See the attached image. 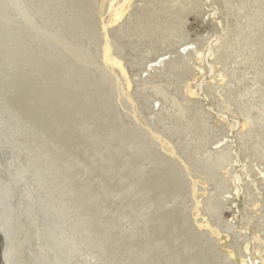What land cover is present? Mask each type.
I'll list each match as a JSON object with an SVG mask.
<instances>
[{
	"label": "bare ground",
	"instance_id": "bare-ground-1",
	"mask_svg": "<svg viewBox=\"0 0 264 264\" xmlns=\"http://www.w3.org/2000/svg\"><path fill=\"white\" fill-rule=\"evenodd\" d=\"M105 1L111 18L102 24L105 31L102 61L124 72L119 59V54L124 53L114 40L111 43L107 25L122 19L130 0ZM199 1L204 0H146L145 5L133 10L127 19L125 17L118 24L116 30L119 31L115 36L122 35L124 39L151 37L152 46L154 42L158 43L159 51L146 62L142 70L146 72L147 82L151 79L154 81L150 84L162 101L169 102L164 113L159 114L162 131L166 133L168 130L172 135L178 131L179 144L186 149V153L180 151L178 156L175 142L171 148L168 147L171 155L185 163V173L194 184V190L212 187L211 198H206L204 202L207 214L211 212L220 219L221 210L229 201L230 208L236 211L229 218L231 222H237L240 216L242 220L252 223L254 232L249 233L241 253L243 258L238 264H264V212L251 215L253 210L264 209V193L259 188V183L264 186V0H206L218 4L219 12L220 7L223 8V20L215 16L216 27L220 30L215 37L209 40L205 38L206 53L210 57L205 65L199 64L200 60L204 61L205 50L192 46L194 40H184V18L191 12L198 15ZM102 4L99 2L96 6L101 7ZM54 28L62 29L64 35L54 34ZM127 30L138 31V34L127 36ZM23 32L29 37V45L32 48L34 43L40 48L42 46L45 54L47 48L42 44L46 40L42 37L52 40L51 45L48 43L50 52L52 49L58 50L60 56L62 49L57 47L63 45L67 60L57 61L63 67L69 61L72 62L70 67L79 61L96 62L86 45L70 44L71 39L76 38L75 34H80L79 31L75 30L73 35L62 24L53 25L40 16L38 18V12L24 0H0V42L6 33L16 35ZM84 38L95 41L96 35L87 27ZM173 38L178 40L179 50L176 49L175 57L166 56L172 53L163 51V44L173 45ZM9 41L10 46L4 48L12 56H7L5 60L8 61L0 62V264H182L184 257L188 258L189 264H196L193 256H185L177 248L179 246L185 252L189 243L193 245L200 240V235L194 229H190L191 232L185 236L189 235L187 243H184L185 237L180 239L174 235L171 247L166 249L154 235L147 239V234L140 246L141 242L136 239L140 233L134 235L139 227L135 231L128 230L131 227L128 210L134 205L135 210L141 207L134 216L136 226L143 223L144 229L149 228V231L153 226L154 222H149L150 217L144 215L147 211H153H149L152 203L147 194L157 190L156 183L160 187L163 184L166 169L161 167L160 161L156 158L153 160V187L148 185L152 182L151 178L144 185L146 178L142 177V173L145 175V163L142 160H136L135 165L137 190L102 187V181L107 178L100 169L116 170L111 166L115 158L102 152L106 148V139L99 136V139L92 141V154L89 158L68 157L63 148L52 147L40 131L37 132L33 127L38 125V121L47 112L43 104L40 103V107L39 103L35 104V109L31 107L33 114L26 118L8 97L11 89L8 74L16 65L13 44L11 39ZM18 44L22 45L21 39ZM114 44L116 53L112 51ZM24 54L27 55L28 51ZM141 55L134 64L140 65L146 60L145 52ZM16 57L19 58V55ZM221 65L217 80L225 81L224 78L228 77V81L234 82L232 90L227 91L226 88L223 92L216 85L204 82L209 72L212 73L215 66ZM66 70L69 67L64 68ZM151 70L154 73L151 74ZM192 70L200 78L189 77ZM213 80L214 77L211 78ZM181 83L184 95L180 98L177 94L181 90ZM168 87H172L173 91L170 92ZM211 95L221 101L216 112L218 116L214 117L203 106ZM37 100L43 101L44 95H37ZM38 108L41 112L34 114ZM209 117L222 122L225 120L224 124L228 126L226 133L222 132L219 137L213 136ZM135 136L125 133L122 127L115 132L114 138L123 143L126 138L138 140ZM213 137L214 141L211 142ZM143 140V144L148 141L145 138ZM148 143L150 153L153 145ZM132 152L136 153L135 150ZM147 155L145 153L143 157ZM249 161L254 166H248ZM83 162L88 164V169ZM125 164L123 166L127 167ZM166 168L167 183L163 184V192L170 193L174 198L175 189L170 187L169 179L172 176L177 178L178 174L173 171L174 163L173 167L167 164ZM122 176L115 177L121 182ZM228 179L232 184L230 189ZM246 195L252 201L251 207L244 202L243 216L239 213V204L235 198L243 201ZM118 198L123 203L116 210H111L107 204ZM141 204L143 206L136 208ZM157 207L155 218L158 217L157 222L163 226V206L159 204ZM180 210L184 212L183 207ZM185 220L182 218L180 224H184ZM209 224L205 222V226ZM231 255L234 256L233 252ZM210 256L214 261L220 260L218 253L213 252Z\"/></svg>",
	"mask_w": 264,
	"mask_h": 264
},
{
	"label": "rangeland",
	"instance_id": "rangeland-1",
	"mask_svg": "<svg viewBox=\"0 0 264 264\" xmlns=\"http://www.w3.org/2000/svg\"><path fill=\"white\" fill-rule=\"evenodd\" d=\"M24 1L38 12V18L40 16L53 25L62 24V26L73 35L75 30L77 32L79 31L80 34L78 35L76 33V38L71 39L70 44L78 46L82 44L86 45L88 52L96 62L94 64L90 60L79 61L70 67L69 64H72V62L69 61L67 62L69 64L63 67L61 65L62 63L57 64V61L66 62L67 60L64 55L63 45H58L57 47L62 49L61 56L58 50L52 49L50 52L48 43L51 45L52 40L44 36L42 38L46 41L42 45L47 48L45 54L42 46L40 48L38 44L34 43V47L32 48L29 45V37L26 33L23 32L16 35L6 33L7 35H3L4 40L0 42V46L3 47L0 49V62H6L8 61L5 60L7 56H12L11 52L7 48H4L6 45L10 46L9 39H11L14 48L13 56H15L14 60L16 64L13 70L9 72L10 74H8L9 84L11 86L9 91L11 95L8 94V97L12 99L11 101L14 102L26 118L29 114H33L31 112V107L35 109L37 108L34 106L35 104L39 103V107L40 103L41 105L43 104L47 112H45L43 118L38 121L40 127L38 125H36V127L32 126L37 132L40 131V134L49 141L52 147L63 148V150L67 152L66 154L68 157H78L79 159L89 158L92 154V141L99 139V136L106 139L104 140L106 141L104 144L106 148L102 150V152H106L109 156H112V159L115 158L114 164L111 166L113 169L116 168V170L106 171V169H100L102 175L107 178V181H102V187L137 190V173L135 172L136 160H142L145 163L144 173L146 176L142 173V177L146 178L144 185L146 186L147 179L151 178L152 182H150L149 179L148 182L150 183H148V185H152L153 187V160L156 158V160L160 161L159 163L162 164L161 167L165 168L166 172L167 164L173 167L174 163L175 169H173V171L177 172L178 175L177 178L176 176H172V179H169V183L171 184L170 187L175 189V197L173 198L168 192H163L166 172L163 177L164 180H162V186L160 187L158 185L159 183H156L157 190L154 189L156 190L154 192L155 194H147V198L152 203L149 207V211H153H147L144 217L149 216V222H154L150 231L149 228L147 229L148 231L144 229L143 223L141 226H136L135 223L136 220L134 216L138 214L141 208L139 206H143L142 204L136 206V208L139 207L137 210H135V205L128 210V218L131 215V227H128L129 232L132 230L135 231V229L139 227L134 234L137 235L140 233L139 237L136 236V239L141 242V245L139 244L140 242H138V248L142 246V240L146 234L150 236V238L148 236L147 239L153 238V235L157 237L159 244L161 246L165 245L166 249L169 248V246L171 247V238H173L174 235L183 239L191 232L190 229H194L201 238L193 245L189 243V246L186 247L187 251L185 252L177 246L183 255L188 257L193 256L196 264H238L243 258L241 253L247 244L246 241L249 233L252 234L254 232L251 226L252 223L247 222V220H242L240 216L237 222H231L229 218H231L236 211L233 212L234 209L230 208L229 201L222 208L220 219L216 218L211 212L207 214V210L204 208V202L206 198H211L212 187L207 186L202 189L199 187L198 190H196V188L194 190V184L185 173V163L180 160L179 157L171 155L170 146L175 142L178 148L176 146L174 147L178 156L180 151H183L182 154L186 153V149H184V147L182 148L183 145L179 144V137L177 136L178 131L173 133V135L169 134L168 130L166 133H164V130L162 131L159 114L161 112L164 113L163 111L165 107L168 106L169 102L166 101L165 103L162 101V98L152 87V84H150L154 81L151 79L150 82H147L148 79L145 77L146 72L142 70L146 62L153 58L157 50L159 51V46H157L158 43L154 42L152 46L151 37H147L146 39H136L133 37L131 39H124L122 35L115 36L119 31L116 30L118 24L125 20V17L127 19V16L130 15L133 10L139 8V6L145 5L146 0H130L127 11L122 19L115 24L107 25L108 34L111 36V43L113 42L112 40H114L118 47L122 49V53H124V55L119 54L124 72L120 69L117 70V68H112L110 64L103 63L102 61L101 56L105 33L102 24H106L111 18L110 12L107 11V2L105 0H93L91 3L89 0H59L60 5H58V0ZM73 1L77 3V5L74 4ZM99 2L103 3L101 7L96 6ZM199 3L198 15L191 12L184 18L183 28L184 32L186 31V39L184 40H194L192 46L205 50L204 61L200 60L199 62V64L205 65L206 60L210 57L206 53V43L204 42H206L208 38L211 39L215 37V34L220 30L216 27L214 17L218 16L223 20L221 16L223 8L220 7L219 12L218 4L206 0L199 1ZM131 26L132 25L129 27ZM87 27L96 35L95 41H92L91 38H84ZM122 29L124 31V28ZM53 30L54 34L64 35L62 29L57 30L54 28ZM125 33L127 36H131L137 35L138 31L127 30ZM20 39L22 40V45L18 44ZM30 40L33 42L32 38H30ZM171 43L173 44L171 46L164 43L162 48H164L163 51L172 53L166 56L175 57L177 55L176 49L179 50V43L175 38L171 40ZM203 44L205 45L202 46ZM26 51H28L29 55L24 54ZM112 51L116 53L115 44L112 45ZM142 52H145L147 55L145 58L146 60L140 65L134 64L137 62L136 58L142 56ZM16 55H19V58L16 57ZM54 55L60 60L54 57ZM70 59L75 61L73 57H70ZM159 60L160 58L158 61ZM67 67H69V70L64 71V68L67 69ZM221 70L222 65L218 67L215 66L212 73L209 72L208 75L206 73L207 77L204 82H206V84L209 82L216 85L218 90L223 92L226 91V88L227 91L229 89H234L232 86L234 82L228 81V77L224 78L226 79L225 81L217 80L218 76L216 75ZM151 71V74L154 73L153 70ZM197 75L198 74H196L194 70L189 73V77L194 76L195 78H200V75ZM212 77H214L213 81H211ZM206 84L204 85L205 89ZM180 86L181 90L180 92L177 90L179 92L177 95L181 98L184 95V88L182 83ZM168 90L170 92L173 91L172 87H168ZM37 95H44V100H37ZM209 97V100L204 102L203 106L211 113L210 115L214 117L217 115L216 112L220 107L218 104L220 105L221 101L217 97H212V95ZM37 111L41 112L38 108L34 114L38 113ZM208 122L210 126H212L213 136L217 135L216 137H219L222 132L226 133L228 130V126L224 124L225 120L222 122L220 120L217 121L216 118L214 120V118L209 117ZM122 127H124L125 133L136 135L135 137L138 138V140L133 141L130 140V138H126L123 140V143L117 141L114 138L115 132ZM91 130H97L99 132H91ZM181 135L182 133H180L179 136ZM143 138L147 139L153 145L150 153L147 147L149 143L147 141L146 144H143ZM213 141L214 137L213 139L211 138V142ZM133 150H135L136 153H133ZM145 153L148 155L143 157ZM234 155L238 156V153ZM123 160L125 161L123 162ZM116 163L118 168L116 167ZM123 164L127 167L123 166ZM247 165L254 166L251 161H249ZM85 166L87 169L89 168L86 163ZM116 175H124L122 176L123 181L120 182L118 178L115 177ZM227 181L230 189L232 184L230 179ZM166 183L167 182H165V184ZM158 187L161 189H158ZM259 188L263 194L264 186L259 183ZM229 191L230 190H228V192ZM245 197L246 199L244 198L243 201L239 198H235V201L239 204V213H242L243 216H245L244 202L250 206V202L252 201V199H248V195ZM122 203L123 202L118 198L110 204H106L111 210H116ZM159 204L163 206L161 211L163 213V226L157 222L158 217L155 218V215H157L156 211L158 210L157 206H159ZM182 207L184 208L183 213H181L180 210ZM134 210L136 213L133 215V212H135ZM261 211L264 212V209L262 208L257 211L253 210L251 215L253 214L252 216H256L255 212L259 214ZM182 218L186 219L184 224H180ZM205 222L210 224L205 226ZM156 225L158 227H154ZM188 236L184 238V243H187L186 240H188ZM211 251L215 254L218 253L220 260L214 261L210 256V254L213 255ZM231 252H233L234 256L231 255ZM182 264H189L188 258H182Z\"/></svg>",
	"mask_w": 264,
	"mask_h": 264
}]
</instances>
